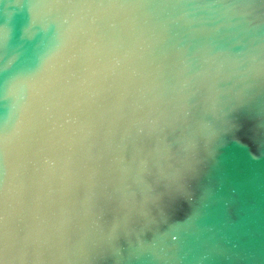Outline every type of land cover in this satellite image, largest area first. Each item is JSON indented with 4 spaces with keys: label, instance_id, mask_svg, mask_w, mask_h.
<instances>
[{
    "label": "water",
    "instance_id": "obj_1",
    "mask_svg": "<svg viewBox=\"0 0 264 264\" xmlns=\"http://www.w3.org/2000/svg\"><path fill=\"white\" fill-rule=\"evenodd\" d=\"M0 264H264V0H0Z\"/></svg>",
    "mask_w": 264,
    "mask_h": 264
}]
</instances>
